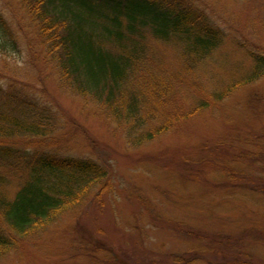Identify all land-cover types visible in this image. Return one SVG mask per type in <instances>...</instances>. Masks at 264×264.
I'll use <instances>...</instances> for the list:
<instances>
[{
	"label": "rangeland",
	"instance_id": "rangeland-1",
	"mask_svg": "<svg viewBox=\"0 0 264 264\" xmlns=\"http://www.w3.org/2000/svg\"><path fill=\"white\" fill-rule=\"evenodd\" d=\"M194 1L225 44L195 72L181 68L177 47L158 44L151 68L180 74L174 94L162 108L148 105L141 124H124L61 80L27 16L18 25L21 0H0L23 53L0 57V70L47 88L57 112L58 137L46 148L92 156L109 172L85 202L0 264H264V78L220 102L211 97L251 67L241 43L264 55V0ZM202 101L209 106L199 108ZM166 117L172 125L163 126ZM156 129L164 131L147 141Z\"/></svg>",
	"mask_w": 264,
	"mask_h": 264
},
{
	"label": "trees",
	"instance_id": "trees-1",
	"mask_svg": "<svg viewBox=\"0 0 264 264\" xmlns=\"http://www.w3.org/2000/svg\"><path fill=\"white\" fill-rule=\"evenodd\" d=\"M21 2L24 17L18 25L25 26L22 21L28 18L40 39L41 55L55 63L66 86L84 99L97 100L106 118L124 124H141L148 105L162 108L174 94L173 80L180 74L151 68L158 44L177 47L181 68L195 72L227 40L194 0ZM21 44L18 30L0 10V57H21ZM239 47L252 65L212 94L218 102L264 78V55L242 43ZM14 73L0 70V259L85 202L109 177L107 167L92 156L46 148L58 137L57 112L47 103L49 90L37 92L11 79ZM208 106L199 103L201 109ZM163 119V126L173 124V119ZM163 131L156 129L146 140Z\"/></svg>",
	"mask_w": 264,
	"mask_h": 264
}]
</instances>
